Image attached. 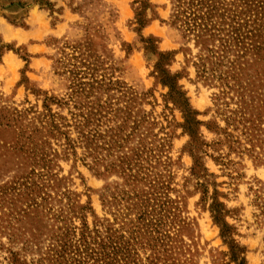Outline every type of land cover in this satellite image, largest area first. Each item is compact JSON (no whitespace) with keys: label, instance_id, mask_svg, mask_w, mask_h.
I'll return each mask as SVG.
<instances>
[{"label":"rangeland","instance_id":"1","mask_svg":"<svg viewBox=\"0 0 264 264\" xmlns=\"http://www.w3.org/2000/svg\"><path fill=\"white\" fill-rule=\"evenodd\" d=\"M0 264H264V0H0Z\"/></svg>","mask_w":264,"mask_h":264},{"label":"crops","instance_id":"2","mask_svg":"<svg viewBox=\"0 0 264 264\" xmlns=\"http://www.w3.org/2000/svg\"><path fill=\"white\" fill-rule=\"evenodd\" d=\"M32 16H34V17H35V16H36V17L41 16V17L44 18V16H43V12H41V13H37V14H32ZM40 22L43 23V20H40ZM38 24H40V23H37V22H33V23H31L30 26H29V28H28V30H27V33L36 34V29H37V27H38Z\"/></svg>","mask_w":264,"mask_h":264},{"label":"trees","instance_id":"3","mask_svg":"<svg viewBox=\"0 0 264 264\" xmlns=\"http://www.w3.org/2000/svg\"><path fill=\"white\" fill-rule=\"evenodd\" d=\"M199 39H200V41H203L204 40V38L201 36V37H199ZM215 216V215H214ZM216 217V216H215Z\"/></svg>","mask_w":264,"mask_h":264},{"label":"bare ground","instance_id":"4","mask_svg":"<svg viewBox=\"0 0 264 264\" xmlns=\"http://www.w3.org/2000/svg\"><path fill=\"white\" fill-rule=\"evenodd\" d=\"M4 35V34H3ZM23 35V34H22ZM6 37V36H5ZM19 37V36H18Z\"/></svg>","mask_w":264,"mask_h":264}]
</instances>
